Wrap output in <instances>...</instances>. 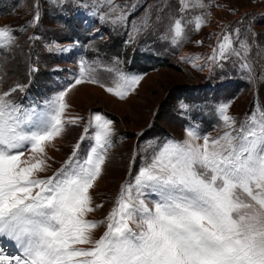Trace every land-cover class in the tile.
I'll return each mask as SVG.
<instances>
[{
	"label": "snow or ice",
	"instance_id": "6c2138e0",
	"mask_svg": "<svg viewBox=\"0 0 264 264\" xmlns=\"http://www.w3.org/2000/svg\"><path fill=\"white\" fill-rule=\"evenodd\" d=\"M94 2L108 6L101 20L127 23L129 13L120 11L115 0ZM179 3L181 15L168 29L174 45L187 39V24L194 23L199 31L207 23L206 12L188 21L183 14L193 7H209L205 0ZM39 18L37 6L29 25L36 26ZM151 27V11L146 10L130 35L134 39ZM15 31L0 27V50L15 43ZM233 35L243 56L234 47ZM239 35L240 29L225 31L208 60L222 66L220 61L230 54L240 57V70L251 78L252 63L247 59L251 46ZM94 73L82 60L74 83L29 106L11 98L17 90L24 92L26 85L0 91V238L17 249L14 256L0 249V264H264V108L246 113L237 125L228 115L230 104H222L218 112L227 129L222 135L210 137L189 128L184 141L169 139L157 145L151 162L120 185L104 220L87 217L103 206L94 204L91 190L113 146L111 119L89 113L71 155L51 176L38 175L51 166L47 147L83 119L66 115L72 88L99 84L123 100L142 79L121 72L120 82L110 87ZM91 129L94 135L89 134ZM85 140L94 143L81 158ZM150 194L157 198L150 200ZM101 225L105 231L95 238Z\"/></svg>",
	"mask_w": 264,
	"mask_h": 264
},
{
	"label": "rangeland",
	"instance_id": "374dc122",
	"mask_svg": "<svg viewBox=\"0 0 264 264\" xmlns=\"http://www.w3.org/2000/svg\"><path fill=\"white\" fill-rule=\"evenodd\" d=\"M115 3L121 5L120 11L129 13L127 23L114 25L110 20H101L99 16V22L104 25L110 37L104 40L103 44L96 39H87L86 42H81L80 51L73 55L74 52L63 44L68 42L67 39L64 40L63 34L71 27L65 26L60 13L71 10L74 6L94 4L99 7L101 13H108L107 5L100 6L94 0H0V4H3L0 9V27L7 25L17 29L15 43L4 50L6 59L3 57L0 71V91L8 90L15 83L23 85L22 82L28 77V64L33 62L43 68L41 63L51 60L54 50L66 49L67 55L60 61L63 65L75 64L77 69L82 60L87 61L96 68L97 79L110 87H116L119 82V75L118 78L114 76L117 67L112 66L109 68L111 71L98 68L96 61L104 59L106 63L116 62L121 66L124 61L122 58L132 50L142 52L148 57L150 67L145 66L144 71L137 74L142 77L140 84L123 100L107 93L99 84L93 83L76 85L66 97L70 105L66 115L84 117L91 110V113L107 114L106 117L113 121V146L103 167L102 176L91 190L94 204L103 206L89 213L87 218L104 217L129 164L135 165V171L127 180L133 179L146 162H151L148 155L152 151H148L150 144L147 135L154 132L173 133L187 138L180 120L191 115L192 111L176 112L182 97L194 100L189 93L196 96L203 122L211 124L201 132L211 137H217L219 132L218 136L222 135L227 129L219 112L216 116H211L210 108L218 110L220 105L229 103L228 115L236 119L237 125L246 113L257 107L264 108V0H205L209 7L190 8L183 16L185 21H188L195 15L206 12L207 23L199 31L195 30L194 23L187 24V39L175 45L168 29L174 18L181 15L179 0H115ZM133 5H136L135 10H132ZM37 6L40 18L33 27L29 22L33 20ZM146 10L151 11L152 27L133 39L130 34L133 33L134 22L139 23ZM158 15L161 17L160 21L156 20ZM21 28L24 30H20ZM234 29H240L239 39L247 40L251 46V52L247 56L252 63L251 78L247 72L240 70L242 60L235 55L230 54L227 60L220 61L222 66L204 62L209 55L211 42L216 47L222 34L225 31L233 33ZM67 32L66 38L70 35V32ZM217 32L219 33L213 41ZM77 37L80 39L81 34ZM233 40L234 47L241 51L243 56V50L240 49L235 35ZM197 41L201 43L198 44ZM107 50L110 52L108 55L104 53ZM139 59L142 57L136 60ZM46 80L52 81L51 77ZM67 83L61 84L58 92L60 88L62 90L74 83V79ZM205 91L208 93L205 94ZM45 94L47 97L51 93H48L47 89L44 96ZM83 128L84 123L81 121L78 125H69L64 134L47 147V153L52 158L47 162L51 166L38 175L50 176L57 169L60 160L67 157L64 154L71 142ZM197 128L201 129V123ZM94 132L95 129H91L89 134L94 135ZM93 143L92 140V143L84 147L85 154L81 158L87 155ZM131 172L133 171L129 168L127 173Z\"/></svg>",
	"mask_w": 264,
	"mask_h": 264
},
{
	"label": "bare ground",
	"instance_id": "6f19581e",
	"mask_svg": "<svg viewBox=\"0 0 264 264\" xmlns=\"http://www.w3.org/2000/svg\"><path fill=\"white\" fill-rule=\"evenodd\" d=\"M0 245L4 250H6V252H8L9 255L17 253V249L13 246L12 242L7 240L6 238H0Z\"/></svg>",
	"mask_w": 264,
	"mask_h": 264
},
{
	"label": "crops",
	"instance_id": "0c3cea01",
	"mask_svg": "<svg viewBox=\"0 0 264 264\" xmlns=\"http://www.w3.org/2000/svg\"><path fill=\"white\" fill-rule=\"evenodd\" d=\"M48 152V151H47Z\"/></svg>",
	"mask_w": 264,
	"mask_h": 264
}]
</instances>
